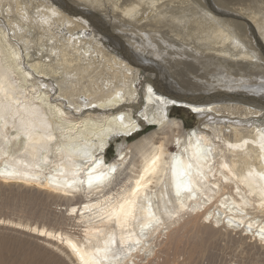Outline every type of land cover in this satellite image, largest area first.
<instances>
[{
  "label": "bare ground",
  "instance_id": "obj_1",
  "mask_svg": "<svg viewBox=\"0 0 264 264\" xmlns=\"http://www.w3.org/2000/svg\"><path fill=\"white\" fill-rule=\"evenodd\" d=\"M199 65L207 88L183 79ZM262 229L264 0H0V264H85L109 240V264H235L221 242L264 251Z\"/></svg>",
  "mask_w": 264,
  "mask_h": 264
},
{
  "label": "rangeland",
  "instance_id": "obj_2",
  "mask_svg": "<svg viewBox=\"0 0 264 264\" xmlns=\"http://www.w3.org/2000/svg\"><path fill=\"white\" fill-rule=\"evenodd\" d=\"M80 8V7H79ZM168 35H169V37H172V38H174V39H176V40H180L181 42L183 41V40H181V39H177V37L175 36V35H172L173 33L172 32H168L167 33ZM171 34V35H170ZM164 35H165V33H164ZM168 35L166 36L167 38H168ZM174 36V37H173ZM167 38H165L166 40H167ZM161 39H162V37H161ZM164 38L161 40V42H160V40L158 39V41L156 42V44L158 45V46H160L161 47V45H162V47L164 46V45H166L167 43H166V40H165ZM137 40H140V38L139 37H137L136 38V41ZM165 40V41H164ZM167 42H168V40H167ZM185 41H183V43H184ZM163 43V44H162ZM168 43H171V42H168ZM152 55V54H151ZM169 55V54H168ZM197 55H198V53H197ZM153 56V55H152ZM147 58H149V56H146ZM159 60V59H158ZM161 62V61H160ZM161 64V63H160ZM201 66L199 65L198 66V69L199 70H197V69H195V68H192L191 69V71H185L184 72V74L186 75V76H184L183 74H181V73H179V72H177V71H175V73H173L172 74V72H170V74H172L173 76H175L174 78L177 80V81H179V82H181V81H183V79H186V80H188V81H192V82H196V81H199V83H201L202 84V86H204V84H214V79H215V77L212 75L215 71H217V69H216V67L215 66H211L210 65V67H208V70H206V66H205V69H204V67H201ZM160 69L162 70L161 71V74H163L164 76H165V80H163L164 82L166 81L167 83H169V84H171L172 85V83H173V87H175L176 88V90L177 91H179L181 88H179L180 86L177 84V82L173 79V78H169L170 77V75H169V73L167 72V69L166 68H164V66H162V65H160ZM159 69V70H160ZM215 69V70H214ZM172 70H174V68H171V71ZM195 70V72L193 73V71ZM200 70H202V71H200ZM167 72V73H166ZM218 72V71H217ZM180 75H179V74ZM216 73V72H215ZM206 75H208V76H206ZM183 77V79H180V78H182ZM193 77V78H192ZM189 78V79H188ZM197 79V80H196ZM208 80H211V81H208ZM218 81H220V82H222L221 80H218ZM217 81V82H218ZM203 82V83H202ZM211 82V83H210ZM216 82V84H218ZM238 82V81H237ZM190 83V82H189ZM188 83V84H189ZM239 83V82H238ZM187 86V85H186ZM189 86V85H188ZM215 86V85H214ZM149 87L152 89V86H150L149 85ZM204 87H206L207 88V86H204ZM159 92V91H158ZM160 93V92H159ZM161 94V93H160ZM163 94V93H162ZM164 95V94H163ZM166 96V95H165ZM233 105H235V104H233ZM173 108L171 109L172 110V115L173 116H175V117H177V118H179V119H182L183 121H184V124H185V128H191V127H193L194 128V125L196 124V117L194 116L195 115V112H194V110L193 109H191L192 107L191 106H188L186 103H184V102H182V103H173ZM145 126V127H144ZM141 129H139L138 130V134H136V135H134L135 134V132L134 133H132V135H134V136H130V137H128L129 139H134L135 137L137 138V137H139V136H141V135H143V134H145V133H149L153 128H155L154 126L155 125H148V124H146V125H144ZM131 135V134H130ZM129 136V135H128ZM112 145V144H111ZM110 145V146H111ZM114 147L115 146H112V147H110L109 149H108V152H107V155H106V158L108 159V160H111L112 158H113V156L115 155V151H114ZM36 216H31V219H32V221H37V222H41V221H43V220H45V219H41V218H39V217H37V219L35 218ZM35 218V219H34ZM39 220V221H38ZM41 220V221H40ZM44 222V221H43ZM45 223H51V222H47L46 220H45ZM228 239L229 238H227V239H225V240H223L222 242H221V245L224 247V251H225V253H226V257L227 258H231L232 260H233V262L235 263V264H238L239 263V260L240 259H242L243 261H245L246 262V264H253V261L255 262V263H257V264H264V251H257V252H255L254 250L252 251H250V250H248V251H246V250H242V246L240 245L239 247H234V246H232V245H230L229 244V242H228ZM181 259V257L179 258V260ZM162 260V257L160 258V261ZM63 263H65V262H63ZM66 264V263H65Z\"/></svg>",
  "mask_w": 264,
  "mask_h": 264
},
{
  "label": "snow or ice",
  "instance_id": "obj_3",
  "mask_svg": "<svg viewBox=\"0 0 264 264\" xmlns=\"http://www.w3.org/2000/svg\"><path fill=\"white\" fill-rule=\"evenodd\" d=\"M121 120L123 119V117L120 118ZM160 159L159 156H156L152 159L151 161V171L155 172L156 171V163L157 161ZM189 167H191V165H189ZM111 172H115V168H111L110 169ZM147 172V170H146ZM107 179V177L104 174H99V175H90L88 183L89 186H91L93 184V182H97V183H102ZM144 180V177L142 176L140 178V180H138L136 182V187L134 189H132V197H137L139 192L141 191L142 188L146 187V185L142 184L141 181ZM185 188H187V190L191 191L190 185H185ZM181 190V186L177 185V195H179V191ZM138 201L136 199H131V200H127L125 203L120 204L119 208L117 210H114L113 215L118 219L123 221V224H127L130 221L136 220L137 217L134 215V210L136 208ZM149 215L151 216V213H149ZM123 226V225H122ZM152 226L151 224V220H149L147 223H145L143 225L144 229L150 228ZM250 230V229H249ZM262 233H264V229L261 230ZM264 238V237H262ZM112 243H114V240H109L108 242H106V246L105 248L101 251V250H97L96 252V259L92 260V261H87L85 260V264H109V255L111 253V245ZM121 243H123V238H121ZM136 243L138 244L139 241H136ZM81 259L84 260V257L81 256Z\"/></svg>",
  "mask_w": 264,
  "mask_h": 264
},
{
  "label": "water",
  "instance_id": "obj_4",
  "mask_svg": "<svg viewBox=\"0 0 264 264\" xmlns=\"http://www.w3.org/2000/svg\"><path fill=\"white\" fill-rule=\"evenodd\" d=\"M165 93V92H164ZM178 99H180V98H178ZM181 100H183V101H181V102H193V101H189V100H185V99H181ZM201 103H205V102H201Z\"/></svg>",
  "mask_w": 264,
  "mask_h": 264
}]
</instances>
